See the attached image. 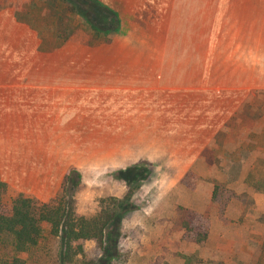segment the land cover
I'll return each mask as SVG.
<instances>
[{
    "label": "rangeland",
    "instance_id": "obj_1",
    "mask_svg": "<svg viewBox=\"0 0 264 264\" xmlns=\"http://www.w3.org/2000/svg\"><path fill=\"white\" fill-rule=\"evenodd\" d=\"M101 1L103 6L95 13L85 10L83 18L47 0H0L3 201L18 194L48 201L74 169L80 178L71 189L76 214L92 215L101 198L126 192V176H138L134 209L106 229L103 256L95 242L86 241L83 259L264 264V0ZM63 26L70 34L57 38ZM105 29L112 31L103 35ZM129 86L183 89L173 96L213 104L223 113L214 145L194 173L174 181L171 198L158 196L164 185L160 175L166 172L169 180L174 175L175 167L159 164L171 136H155L151 157L144 144L151 130L148 116L141 115L134 129L100 128L103 115L115 121L117 101L128 110L147 102L148 96L116 95ZM120 146L140 160L125 167L103 165ZM191 192L203 208L195 223L208 231L201 243L180 223L179 206L195 202ZM14 256L25 264H82L81 256L63 261L60 237L45 233L24 252L0 237V264Z\"/></svg>",
    "mask_w": 264,
    "mask_h": 264
},
{
    "label": "trees",
    "instance_id": "obj_2",
    "mask_svg": "<svg viewBox=\"0 0 264 264\" xmlns=\"http://www.w3.org/2000/svg\"><path fill=\"white\" fill-rule=\"evenodd\" d=\"M47 2L49 6L56 9L63 5L69 6L73 12H77L83 18H86L85 10H92L95 13L96 7L104 5L101 0H47ZM86 22L89 23L90 20L87 19ZM64 27L57 30V38H66L70 34L71 30L64 31ZM91 27L95 29L93 25ZM110 31L112 30L105 29L102 34H108ZM182 91L183 89L136 88L132 90L117 89L115 92L119 97L150 96L152 111L157 115H163L165 112H183L186 106L188 111L195 110L193 107L188 108L186 103L182 107L184 104L182 100L178 96H173V92ZM129 170L128 168L120 170L119 177L124 178V173H128ZM138 178V176H126L125 181L130 182L126 192L121 197L108 195L101 198L100 208L96 213L77 215L75 190L71 191V189L77 188L80 178L74 169H70L64 174L58 192L44 202L36 197L23 194L16 195L8 203L4 202L3 194L7 183L0 177V237L10 238L12 249L15 252H24L36 246L44 233L48 236L60 237L63 261H73L76 257L81 256L82 264H99V259L105 251L106 229L113 224L117 217L125 216L134 209L132 198L141 184ZM180 210L181 227L193 234L196 243L205 241L208 231L207 229L201 230L200 226L195 223L198 213L190 208L181 207ZM86 241L95 242L100 251V258L98 257L95 263L93 259L85 257L83 259ZM9 264H25V262L14 256Z\"/></svg>",
    "mask_w": 264,
    "mask_h": 264
},
{
    "label": "crops",
    "instance_id": "obj_3",
    "mask_svg": "<svg viewBox=\"0 0 264 264\" xmlns=\"http://www.w3.org/2000/svg\"><path fill=\"white\" fill-rule=\"evenodd\" d=\"M136 88L141 87L129 86L127 88L118 89L132 90ZM131 97H134V95H131ZM150 101L151 98L150 96H148L147 102L142 103V105L138 103L133 105L132 107L128 106V108H131L130 110H128L123 106V101L121 102V100H119L116 103L121 104V107L116 112L115 121H113L112 117L103 115L101 118V123L99 125L100 128L103 129V131L117 133L123 131L125 128L134 129L138 125V120L144 119L143 117L140 118L141 115L148 116L147 125L148 129L151 128V130H148L150 133L148 134V137H146L147 139L145 138L146 142L144 144H149L147 149L151 150L152 153H145H148L151 157H153L152 146L156 145L155 136L164 135L166 140L168 136H171V142L165 143V146H163L162 148V160L160 159L161 161L159 162V164L160 166L172 165V167H175L173 171L171 169L170 172V174L174 175L172 176L171 180L164 176L166 175V172H163L164 177L162 176V174L160 175L159 183H163L165 185L167 182H169V185L167 187L163 185L164 187L162 186L161 188H159L160 193L158 195L161 198H171L172 195H174L173 193H175V189H173L175 187L174 181H176V179L178 178H181V175L183 173H194L197 168H199L198 166L201 162L200 159L205 157L207 147L214 145L213 139L215 140V134L223 129L224 117L221 115L223 113H220L217 109V106H214L213 104L203 105L202 102L191 103L190 101L184 100H182V102L184 103L182 107H184L186 103L188 104V108L193 107L195 108V110L188 111L186 110V106L183 112H165V114H158V116L154 111H152V105H150ZM150 139H152L151 144L149 143ZM123 149L126 148H124V146H120L113 150L114 152L112 155H110V157H108L109 155L104 157L105 163H103V165L125 167L127 165L134 164L137 160H140L139 158H136L138 155L131 153L133 151L129 152L130 149L129 151H123ZM74 164L75 163H73L72 165ZM195 191H198V189H196ZM191 196L196 203L192 202L191 204L190 202H187L188 204H182V206H179V209L181 207L190 208L196 211L199 215V210H202L203 208L198 202L199 199L195 197V194H193V192H191ZM204 202L206 204L211 202L208 195L203 198V203Z\"/></svg>",
    "mask_w": 264,
    "mask_h": 264
}]
</instances>
